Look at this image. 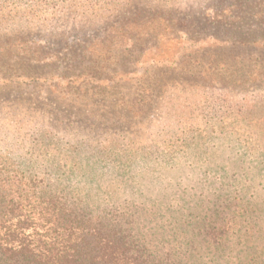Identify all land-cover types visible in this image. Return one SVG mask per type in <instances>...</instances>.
Segmentation results:
<instances>
[{"label":"rangeland","instance_id":"rangeland-1","mask_svg":"<svg viewBox=\"0 0 264 264\" xmlns=\"http://www.w3.org/2000/svg\"><path fill=\"white\" fill-rule=\"evenodd\" d=\"M263 8L264 0H0V157L35 160L45 169L65 144L106 143L115 147L109 164L124 161L119 170L131 179L108 184L109 204H142L146 218L135 221L147 231L144 239L196 264H264V83L249 81L236 61L226 64L224 82L165 74L175 64L182 73H206L214 61L206 50L216 62L229 53L245 59L250 47L219 46L213 37L260 39ZM185 17L192 29L207 27L201 38H211L192 45L172 32L180 28L166 21ZM195 60L200 67L191 65ZM139 155L148 160L129 170ZM222 163L236 176L232 188L219 192ZM177 204L191 215L171 232L168 213L177 208H165ZM203 218L219 247L206 250L197 238L192 247L184 244Z\"/></svg>","mask_w":264,"mask_h":264},{"label":"trees","instance_id":"trees-1","mask_svg":"<svg viewBox=\"0 0 264 264\" xmlns=\"http://www.w3.org/2000/svg\"><path fill=\"white\" fill-rule=\"evenodd\" d=\"M259 14L264 16V8ZM173 20L166 21L168 27H172L175 22L176 27L180 29L172 30V32L189 39L192 45H202L207 38H211L207 35L201 38V34H205L207 27L203 31H199L200 28L192 29L194 26H191V17ZM219 25L225 27L226 24L220 22ZM196 32L199 35L195 36ZM223 36L224 38L219 37L220 39L213 37V41L219 46L229 44L241 48L253 46L257 47V50L250 51L249 48L246 53L240 50L245 59L240 57L239 53H236V57L233 58L234 53L224 54L219 62H216L215 56L206 50L207 53L204 55L214 58L213 63H207L208 66L205 64L206 73H201L199 70L193 71V68L182 73L181 69H178L179 64H175L176 68L170 70L171 72L166 70L165 74L174 73L177 77H172L173 80L183 77L185 80L203 78L207 84L224 82L228 71L226 64L236 61L237 64L243 66L245 64L247 67L246 72L241 69L239 71L243 76L247 75L249 81L264 83V33L260 35V39L251 40L240 37L231 40L227 39L226 35ZM132 47L134 45L129 48ZM259 47L262 49L261 52ZM199 64L200 61L195 60L191 65L200 67ZM207 69H209L208 72ZM153 78L155 85L161 84L159 82L161 77L157 75ZM16 83L15 85H20L23 81ZM76 88L80 90V86ZM67 89L70 96H75L74 93H70L73 91L71 85ZM153 92L151 90L150 95ZM40 134L52 141L56 138L59 141V137L50 131L42 130ZM108 146L106 143H90L89 147H83L82 143L65 144L56 152L58 155L47 161L45 169H38L40 167L35 160L21 158L19 161H13V159L0 157V264H196L193 258L183 259L182 256L185 255L182 251L179 255L176 251L163 253L164 243L161 241L153 243L148 238L144 239L147 231L141 229L135 221L140 219L138 214L146 218L142 204L128 202L129 209H125V206L109 204L113 191L111 194L108 193L110 192L107 188L108 184L116 186L120 182L125 185L129 184L128 181L131 179L129 175L122 174L123 172L119 170V166L124 161L118 163L117 167L109 164L108 160H114L116 154L113 152L115 147ZM68 152L73 156L69 162L67 160L69 158L65 156ZM122 152L125 155L129 153L127 150ZM139 156L140 161L134 160L136 156L132 158L134 161L129 170L136 168L141 170L142 165L148 160L147 155ZM232 163L231 166L234 167ZM259 163L263 164V162ZM223 164L222 166L220 164L222 168L216 166L218 170L226 173L221 180L217 179L219 192L232 188L230 182L236 176L235 173L228 172L227 165ZM124 166L129 167L130 164L124 163ZM76 171L78 173L75 175ZM104 177L107 178L104 179ZM210 183L213 185V181ZM242 189L234 190L239 192ZM99 193H103L105 197L100 199L101 204L94 205ZM155 202L163 203L159 200ZM165 209L173 210L168 213L172 222L170 223L171 232L176 228L182 229L184 227L182 218L191 215L190 211L181 207L180 204L169 205ZM203 211L209 212L211 217L214 210L210 200L205 201ZM159 216L162 217V214L159 213ZM208 221L209 219L203 218L201 225H197L190 236L185 238L184 244L192 247L191 240L197 238L203 242V246L205 244L206 250L215 244L219 247L218 242L212 239L215 234L209 230L212 222ZM160 227H164L163 221ZM219 228L223 227L220 225ZM221 233H224V230Z\"/></svg>","mask_w":264,"mask_h":264}]
</instances>
